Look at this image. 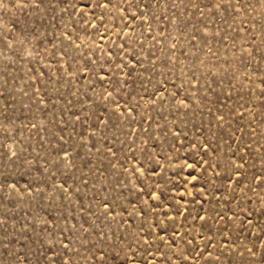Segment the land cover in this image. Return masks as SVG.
I'll list each match as a JSON object with an SVG mask.
<instances>
[{
	"label": "rangeland",
	"instance_id": "rangeland-1",
	"mask_svg": "<svg viewBox=\"0 0 264 264\" xmlns=\"http://www.w3.org/2000/svg\"><path fill=\"white\" fill-rule=\"evenodd\" d=\"M0 264H264V0H0Z\"/></svg>",
	"mask_w": 264,
	"mask_h": 264
}]
</instances>
